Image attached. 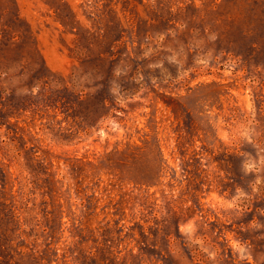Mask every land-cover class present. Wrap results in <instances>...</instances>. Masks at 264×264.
Here are the masks:
<instances>
[{
	"label": "rangeland",
	"instance_id": "374dc122",
	"mask_svg": "<svg viewBox=\"0 0 264 264\" xmlns=\"http://www.w3.org/2000/svg\"><path fill=\"white\" fill-rule=\"evenodd\" d=\"M0 264H264V0H0Z\"/></svg>",
	"mask_w": 264,
	"mask_h": 264
}]
</instances>
